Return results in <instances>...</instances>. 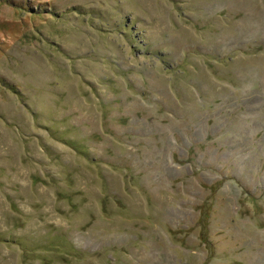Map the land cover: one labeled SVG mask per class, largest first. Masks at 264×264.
<instances>
[{
	"label": "rangeland",
	"instance_id": "1",
	"mask_svg": "<svg viewBox=\"0 0 264 264\" xmlns=\"http://www.w3.org/2000/svg\"><path fill=\"white\" fill-rule=\"evenodd\" d=\"M0 264H264V0H0Z\"/></svg>",
	"mask_w": 264,
	"mask_h": 264
}]
</instances>
